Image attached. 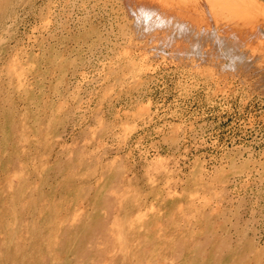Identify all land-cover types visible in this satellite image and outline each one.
<instances>
[{"label":"rangeland","instance_id":"374dc122","mask_svg":"<svg viewBox=\"0 0 264 264\" xmlns=\"http://www.w3.org/2000/svg\"><path fill=\"white\" fill-rule=\"evenodd\" d=\"M0 182V264H264V0H0Z\"/></svg>","mask_w":264,"mask_h":264},{"label":"bare ground","instance_id":"6f19581e","mask_svg":"<svg viewBox=\"0 0 264 264\" xmlns=\"http://www.w3.org/2000/svg\"><path fill=\"white\" fill-rule=\"evenodd\" d=\"M253 1H255V0H251V2H253ZM13 61H14V60H13ZM15 61H16V60H15ZM11 67H12V66H11ZM14 67H15V66H14ZM12 68H13V67H12ZM22 69H23V68H22ZM16 73H17V72H16ZM27 90H28V89H27ZM22 99H23V98H22ZM25 100H26V99H25ZM24 104H25V103H24ZM25 105H26V104H25ZM25 105H24V106H25ZM26 107L28 108V106H26ZM26 107H25V109H26ZM25 112H26V111H25ZM136 112H137V111H136ZM123 129H124V128H123ZM125 131H126V130H125ZM44 134H45V133H44ZM46 134H48V133H46ZM48 135H49V134H48ZM124 135H125V134H124ZM44 136H45V135H44ZM47 137H48V136H47ZM44 139H45V138H44ZM47 139H48V138H47ZM45 140H46V139H45ZM39 143H40V142H39ZM79 164H80V163H79ZM79 166H80V165H79ZM74 170H75V169H74ZM65 172H66V171H65ZM71 172H72V171H71ZM80 173H81V172H80ZM86 173H87V172H86ZM100 173H101V172H100ZM78 174H79V173H78ZM68 175H69V174H68ZM73 175H74V174H73ZM73 175H72V173H71L72 178H73ZM66 176H67V175H66ZM82 176H83V175H82ZM68 179H69V177H68ZM74 179H75V178H74ZM2 181H3V180H2ZM0 183H1V182H0ZM32 185H33V184H32ZM87 185H88V184H87ZM12 186H13V185H12ZM85 186H86V185H85ZM79 188H80V187H79ZM10 189H11V188H10ZM62 189H63V188H62ZM88 189H89V188H88ZM88 189H87V190H88ZM6 190H7V189H6ZM6 190H5V191H6ZM87 190H86V191H87ZM114 190H115V189H114ZM8 191H9V190H8ZM13 191H14V190H13ZM11 192H12V191H11ZM89 192H90V191H89ZM6 193H8V192H6ZM28 193H29V192H28ZM4 194H5V193H4ZM10 194H11V193H10ZM2 195H3V193H2ZM98 195H99V194H98ZM13 196H14V195H13ZM25 196H26V195H25ZM9 197H10V196H9ZM43 198H44V197H43ZM86 198H87V197H86ZM98 198H99V196H98ZM14 200H15V199H14ZM14 200H12L13 203H14ZM30 200H32V199H30ZM98 200H99V199H98ZM12 201H11V204H12ZM25 201H26V200H25ZM25 201H24V202H25ZM30 202H31V201H30ZM30 202H29V203H30ZM43 202H44V201H43ZM29 203H28V204H29ZM5 204H6V203H5ZM26 204H27V203H26ZM61 204H62V203H61ZM13 205H14V204H13ZM29 205H30V204H29ZM29 205H28V206H29ZM148 205H149V204H148ZM9 206H11V205H9ZM15 206H16V205H15ZM6 207H7V205H6ZM13 208H14V207H13ZM66 208H67V207H66ZM90 208H91V207H89V209H90ZM6 209H9V208H6ZM14 209H15V208H14ZM3 210H4V209L2 208V212L4 213ZM12 210H13V209H12ZM91 211H92V210H91ZM7 212H8V211H7ZM9 212H11V211H9ZM57 212H58V211H57ZM68 212H69V211H68ZM3 213H2V214H3ZM55 213H56V212H55ZM82 214H83V213H82ZM8 215H9V213L7 214V216H8ZM14 215H15V214H14ZM65 215H66V214H65ZM69 215H71V214H69ZM140 215H141V214H140ZM4 216H5V215H4ZM10 216H12V213L10 214ZM50 216H51V213H50ZM57 216H58V215H57ZM67 216H68V214H67ZM80 216H81V214L79 215V218H80ZM83 216H84V215H83ZM83 216H82V217H83ZM2 217H3V216H2ZM16 217H17V216H16ZM48 217H49V215H48ZM68 217H69V216H68ZM136 217H137V216H136ZM49 218H50V217H49ZM49 218H48V219H49ZM54 218H56V217H54ZM62 218H63V217H62ZM56 219H57V218H56ZM5 220H6V219H5ZM10 220H12V219H10ZM13 220H15V221L17 222L16 218H15V219L13 218ZM44 220H45V219H44ZM57 220H58V219H57ZM57 220H56V222H57ZM59 220H60V219H59ZM8 221H9V220H8ZM47 221H48V220H47ZM49 221H52V220H49ZM53 221H54V220H53ZM62 222H63V221H62ZM67 222H68V219H67ZM10 223H11V222H10ZM49 223H50V222H49ZM49 223H48V224H49ZM63 223H64V222H63ZM65 223H66V222H65ZM0 224H1V222H0ZM11 224H12V223H11ZM52 224H54V222H52ZM8 226H10V225H8ZM48 226H49V225H48ZM56 226H58V225H56ZM56 226H55V227H56ZM9 228H10V227H9ZM53 228H54V226H53ZM58 228H59V226H58ZM60 228H62V225L60 226ZM56 231H57V230H56ZM118 231H119V230H118ZM0 232H2V231H0ZM0 234L2 235V233H0ZM1 235H0V236H1ZM57 237H58V236H57ZM1 238H3V237H1ZM21 238H22V237H21ZM25 239H26V238H25ZM54 239H55V238H53V240H54ZM22 240H23V239H22ZM56 240H57V239H55V241H56ZM73 241H74V240H73ZM45 242H46V241H45ZM135 243H136V242H135ZM144 243H145V242H144ZM159 243H160V242H159ZM169 243H170V242H169ZM7 244H8V243H7ZM39 244H40V242H39ZM39 244H38V245H39ZM45 244H46V243H45ZM57 244H58V243H57ZM74 244H76V243H74ZM160 244H162V243H160ZM167 244H168V243H167ZM179 244H180V242H179ZM22 245H23V244H22ZM50 245H52V247H53L54 243H53V244L50 243ZM55 245H56V244H55ZM165 245H166V243H165ZM168 245H169V244H168ZM35 246H36V245H35ZM39 246H40V245H39ZM68 246H69V245H68ZM76 246H77V245H76ZM148 246H149V245H148ZM148 246H147V247H148ZM179 246H180V245H179ZM181 246H182V244H181ZM181 246H180V247H181ZM16 247H17V246H16ZM30 247H31V246H30ZM40 247H41V246H40ZM52 247H51V249H52ZM2 248H3V247H2ZM9 248H10V247H9ZM34 248H35V247H34ZM41 248H42V247H41ZM45 248L47 249V247H45ZM45 248H44V249H45ZM53 248H54V247H53ZM3 249H4V248H3ZM17 249H18V251L20 250L19 248H17ZM17 249H15L14 251H16ZM31 249H32V248H31ZM36 249H37V247H36ZM46 249H45V250H46ZM67 249H68V248H67ZM69 249H70V248H69ZM194 249H195V248H194ZM194 249H192V250H194ZM22 250H23V249H22ZM39 250H40V249H39ZM47 250H50V248L47 249ZM163 250H164V248H163ZM14 251H12V253H16V252H14ZM29 251H30V250H29ZM40 251H41V250H40ZM40 251H39V252H40ZM72 251H73V250H72ZM205 251H206V250H205ZM22 252H23V251H22ZM22 252H20V253L22 254ZM30 252H31V251H30ZM34 252H35V250H34ZM111 252H112V251H111ZM131 252H132V251H131ZM194 252H196V251L194 250ZM20 253H19V254H20ZM24 253H26V251H25ZM35 253H36V255H37L38 252L36 251ZM40 253H41V252H40ZM45 253H47V252H45ZM74 253H75V251H74ZM112 253H113V252H112ZM129 253H130V252H129ZM9 254H10V253H9ZM29 254H30V253H29ZM31 254L33 255V252H32ZM31 254H30V255H31ZM134 254H135V253H134ZM22 255H23V254H22ZM22 255H20V256H22ZM26 255H27V254H26ZM110 255L112 256V254H110ZM138 255H139V254H138ZM192 255H193V254H192ZM0 256H1V255H0ZM9 256H10V255H9ZM9 256H8V257H9ZM14 256H15V255H14ZM17 256H18V255H17ZM20 256H19V257H20ZM24 256H25V254H24ZM37 256H38V255H37ZM41 256H43V254H41ZM108 256H109V255H108ZM136 256H137V255H136ZM136 256H135V257H136ZM1 257H2V256H1ZM10 257H11V256H10ZM35 257H36V256H35ZM39 257H40V256H39ZM123 257H124V256H123ZM3 258H4V255H3ZM24 258H25V257H24ZM31 258H32V256H31ZM37 258H38V257H36V259H37ZM40 258H41V257H40ZM44 258H45V257H44ZM113 258H114V256H113ZM133 258H134V257H133ZM136 258H137V257H136ZM161 258H162V257H161ZM184 258H185V257H184ZM7 259H8V258H7ZM18 259H19V258H18ZM25 259H26V258H25ZM8 260H9V259H8ZM30 261L33 262V260H30V259H29V262H30ZM36 261H39V260H36ZM58 261H59V260H58ZM62 261H64V260H62ZM40 262H41V259H40ZM113 262H114V261H113ZM125 262H126V261H125ZM162 262H163V261H162ZM187 262H188V261H187ZM195 262H196V261H195ZM195 262H194V263H195ZM262 262H263V261H262ZM58 263H59V262H58ZM117 263L119 264L118 260H117ZM122 263H123V262H121V264H122ZM158 263H159V262H158ZM5 264H6V261H5ZM14 264H15V263H14ZM20 264H21V263H20ZM36 264H37V263H36ZM113 264H114V263H113ZM123 264H124V263H123Z\"/></svg>","mask_w":264,"mask_h":264}]
</instances>
